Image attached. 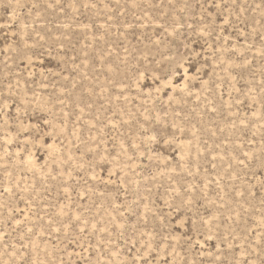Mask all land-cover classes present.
Masks as SVG:
<instances>
[{
  "label": "rangeland",
  "instance_id": "374dc122",
  "mask_svg": "<svg viewBox=\"0 0 264 264\" xmlns=\"http://www.w3.org/2000/svg\"><path fill=\"white\" fill-rule=\"evenodd\" d=\"M0 264H264V0H0Z\"/></svg>",
  "mask_w": 264,
  "mask_h": 264
}]
</instances>
